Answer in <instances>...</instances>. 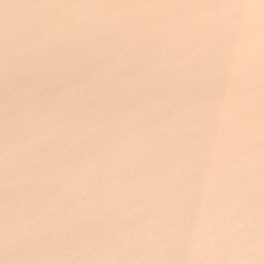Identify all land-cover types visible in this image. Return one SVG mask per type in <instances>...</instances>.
<instances>
[{"label":"water","instance_id":"1","mask_svg":"<svg viewBox=\"0 0 264 264\" xmlns=\"http://www.w3.org/2000/svg\"><path fill=\"white\" fill-rule=\"evenodd\" d=\"M261 0H0V264H264Z\"/></svg>","mask_w":264,"mask_h":264},{"label":"snow or ice","instance_id":"2","mask_svg":"<svg viewBox=\"0 0 264 264\" xmlns=\"http://www.w3.org/2000/svg\"><path fill=\"white\" fill-rule=\"evenodd\" d=\"M260 8H261V9H264V0H261Z\"/></svg>","mask_w":264,"mask_h":264}]
</instances>
